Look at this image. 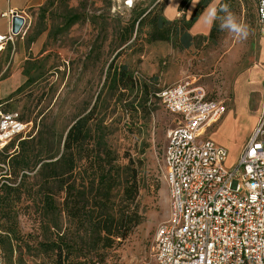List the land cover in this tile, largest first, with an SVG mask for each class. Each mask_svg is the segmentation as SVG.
<instances>
[{
    "label": "rangeland",
    "instance_id": "rangeland-1",
    "mask_svg": "<svg viewBox=\"0 0 264 264\" xmlns=\"http://www.w3.org/2000/svg\"><path fill=\"white\" fill-rule=\"evenodd\" d=\"M167 2L31 0L25 7L26 34L14 35L0 50V80L21 74V84L13 92L6 84L1 86L0 97L6 96L0 100L2 112L18 113L30 125L27 135H35L45 125L65 133L74 120L103 98L101 91L107 68L122 49L118 42L120 28L133 22L141 9L154 4L166 6ZM134 3L137 12H132ZM191 4L192 0H182L177 18L187 15L191 18L195 11L188 13ZM169 13V9L164 12ZM76 15L82 19L69 26ZM0 23L6 25V19L0 17ZM215 23V38L198 39L189 49L156 42L145 45L141 53L131 50L115 60L118 65L128 63L134 68L137 79L146 81L154 95L147 104V112L140 108L133 121L116 98L109 101L106 121L112 130L109 144L121 156L130 154L141 160L144 183L136 201L140 225L127 239L107 251L105 264H157L156 231L171 213L164 152L168 134L178 123V118L159 99L158 93L163 88L191 82L202 85L210 97L226 102V115L207 136L228 150V166L237 162L249 137L262 125L264 36L254 1L226 0V9L222 17L216 16ZM4 159L0 152V163ZM3 171L5 168L0 166V172ZM34 197L24 194L8 216L0 204V227L9 224V217L15 216L18 231L25 237L33 236L28 238L30 248L16 247L12 254L2 249L6 264L45 262L37 244L42 238L39 230L42 217L31 203Z\"/></svg>",
    "mask_w": 264,
    "mask_h": 264
},
{
    "label": "trees",
    "instance_id": "trees-1",
    "mask_svg": "<svg viewBox=\"0 0 264 264\" xmlns=\"http://www.w3.org/2000/svg\"><path fill=\"white\" fill-rule=\"evenodd\" d=\"M211 2L200 0L191 18L173 20L165 16V6L154 4L137 12L136 3L132 4V12L138 15L118 32L122 49L107 68L103 98L74 120L65 133L45 125L35 135L15 137L0 150L9 166L5 176L10 184L0 188L6 216L15 211L24 194L39 196L31 203L42 217V238L37 244L43 264H105L107 251L140 225L136 201L144 183L141 160L130 154L121 156L109 144L112 130L106 122L107 111L109 101L116 98L133 121L140 108L147 112L154 92L146 81L137 79L128 63L118 65L115 60L131 50L141 53L145 45L156 42L185 50L198 39L213 40L215 20L208 36L190 32ZM225 9L226 0H221L216 16L222 17ZM81 19L74 16L69 26ZM9 219V224L0 227V248L9 254L16 247L30 248L28 238L33 236L25 237L18 231L15 216Z\"/></svg>",
    "mask_w": 264,
    "mask_h": 264
},
{
    "label": "built area",
    "instance_id": "built-area-1",
    "mask_svg": "<svg viewBox=\"0 0 264 264\" xmlns=\"http://www.w3.org/2000/svg\"><path fill=\"white\" fill-rule=\"evenodd\" d=\"M160 1V0H159ZM264 36V0H253ZM131 6V5H129ZM0 32V50L12 41ZM163 106L178 118L164 152L171 213L155 236L157 264H264V106L261 126L244 145L237 162L227 165L228 150L207 136L228 111L202 85L182 82L163 88ZM32 126V125H31ZM30 125L18 113L0 111V150ZM0 173V188L10 184ZM0 264L5 263L0 248Z\"/></svg>",
    "mask_w": 264,
    "mask_h": 264
},
{
    "label": "crops",
    "instance_id": "crops-1",
    "mask_svg": "<svg viewBox=\"0 0 264 264\" xmlns=\"http://www.w3.org/2000/svg\"><path fill=\"white\" fill-rule=\"evenodd\" d=\"M30 1L31 0H20L18 2L12 3L11 0H0V17H2L3 13L10 12V11H18L19 13H22V16L25 19V22H24V25H23L21 31L16 36L20 35L21 33L23 35L26 34V30L28 29V27H27V22L28 21H27V14H25V7H27V4ZM181 1L182 0H168L167 4L165 6V11L168 10V9L170 11L169 14H167V15L165 14V16L168 19L173 20V19H176L178 17L177 8H178L179 4L181 3ZM199 1L200 0H192L191 7L188 10L189 14L196 8V6H197ZM220 1L221 0H212V2L203 11V13L199 17V19L193 24V26L190 29V32H191V34L193 36H199V35L207 36L210 33V31L212 29V26H213V23H214V20H215V16H216L217 9H218ZM2 18H5V17H2ZM187 18L189 19V15H187ZM5 19H6V22H7L6 25L0 23V32L3 33V34H7L8 31H9V27H10L8 19L7 18H5ZM11 27H12V23H11ZM20 38L23 40V37H20ZM9 42H11V41H9ZM4 84L9 86L10 89H11V92H13L21 84V74H20V77H17V74L15 73L10 78H7L5 80H0V88ZM5 97H0V100H2ZM13 150L14 149H11L10 153H12ZM0 166H2L4 168L6 166V168L9 169V166L5 162V159L3 160L2 163H0ZM0 173H2V172H0Z\"/></svg>",
    "mask_w": 264,
    "mask_h": 264
},
{
    "label": "water",
    "instance_id": "water-1",
    "mask_svg": "<svg viewBox=\"0 0 264 264\" xmlns=\"http://www.w3.org/2000/svg\"><path fill=\"white\" fill-rule=\"evenodd\" d=\"M13 14L14 15H13V20H12V31L16 35V34H19V32L21 31L24 25L25 19L23 16L18 15L16 12Z\"/></svg>",
    "mask_w": 264,
    "mask_h": 264
},
{
    "label": "snow or ice",
    "instance_id": "snow-or-ice-1",
    "mask_svg": "<svg viewBox=\"0 0 264 264\" xmlns=\"http://www.w3.org/2000/svg\"><path fill=\"white\" fill-rule=\"evenodd\" d=\"M129 2H131V0H129Z\"/></svg>",
    "mask_w": 264,
    "mask_h": 264
},
{
    "label": "bare ground",
    "instance_id": "bare-ground-1",
    "mask_svg": "<svg viewBox=\"0 0 264 264\" xmlns=\"http://www.w3.org/2000/svg\"><path fill=\"white\" fill-rule=\"evenodd\" d=\"M129 6V5H128ZM1 49V48H0Z\"/></svg>",
    "mask_w": 264,
    "mask_h": 264
}]
</instances>
